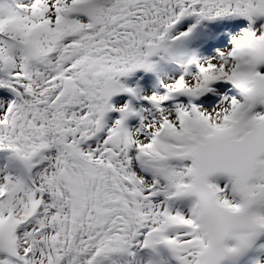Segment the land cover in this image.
I'll return each mask as SVG.
<instances>
[{"label": "snow or ice", "instance_id": "obj_1", "mask_svg": "<svg viewBox=\"0 0 264 264\" xmlns=\"http://www.w3.org/2000/svg\"><path fill=\"white\" fill-rule=\"evenodd\" d=\"M189 16L250 24L231 49L182 65L195 66L190 79L142 97L204 96L202 110L177 104L174 119L141 117L129 131L139 113L109 103L135 95L119 78L151 71L152 50ZM254 17L264 0H0V264H264V114L251 111L264 105V25L252 30ZM216 81L240 99L204 95ZM110 112L120 115L106 127ZM217 174L223 187L209 182Z\"/></svg>", "mask_w": 264, "mask_h": 264}, {"label": "rangeland", "instance_id": "obj_2", "mask_svg": "<svg viewBox=\"0 0 264 264\" xmlns=\"http://www.w3.org/2000/svg\"><path fill=\"white\" fill-rule=\"evenodd\" d=\"M187 24H180L177 30H183L187 28ZM248 22L238 17H224L218 18L210 23L203 29L201 33L193 34L185 39H180L172 44L173 50L178 53L174 59H167L162 54L154 56L152 64L156 68L153 71V76L158 80L160 89L154 87L151 83H142L140 88V97L151 96L152 94L162 95L165 94L164 84L173 83L179 76L184 75L185 79H190L191 74L195 72V66H189L187 73L182 67L189 59H195L198 62L203 63L204 61L213 59L218 55V49L223 50L224 48L231 49L233 47L231 41L234 38H238L241 34V29L248 28ZM138 77H142L139 74ZM213 89V92L206 93L204 95H213L217 100H221L224 97H235L240 99L239 91L235 89L230 83L226 81H216L209 86ZM219 93V95H216ZM194 102L198 109H203L204 104L201 101L204 96L197 98H190L187 96L178 97L176 101H168L161 104L160 107L153 105L149 100L142 99L138 103H135L131 108L138 112L139 115L131 117L128 123L129 131H135L141 126L143 117V123L147 124L150 122L158 123L160 117L167 114L169 119H174L176 116L175 106L177 104H183L185 106ZM226 103L227 100H224ZM125 103L129 104V99L126 94H117L111 98L110 104L113 107L119 108ZM160 109L164 111L161 112ZM119 118L118 112H112L108 118L106 127H109L116 119ZM107 122V123H108ZM7 153H0V166L5 163V157Z\"/></svg>", "mask_w": 264, "mask_h": 264}, {"label": "bare ground", "instance_id": "obj_3", "mask_svg": "<svg viewBox=\"0 0 264 264\" xmlns=\"http://www.w3.org/2000/svg\"><path fill=\"white\" fill-rule=\"evenodd\" d=\"M197 19L198 18L197 17H194V16L184 17V18H182L181 21H179L176 25H174V27L169 31V34H168V41L171 42V45L174 44L175 41H178L180 39L188 38L189 36H192L193 34H196V33H201L205 27H207L210 23H212L214 20H216L218 18L213 19V20L200 19L199 20V23H197ZM242 19H244L245 21H247L248 22V25L250 24L249 20H247L245 18H242ZM181 23L182 24H187L188 26H187L186 29H183V30H179L178 31L177 30V27ZM261 25H264V17H259V18H255L254 17L253 20H252V22H251V28H252V30H256ZM189 29H191V31L189 32L188 35L181 36V33L188 32ZM157 55H160V53H158ZM157 55H155V56H157ZM153 57L154 56H152V57L149 58L150 59V62L152 61ZM155 69H156L155 67H153V69L151 71H145L144 69H136V70L130 72L127 76H123V77H120L119 78V82L121 84H123L124 87H126V88H132L134 90V92H135V95L134 96L133 95H130L128 93H118V94H126L128 96V99H129V104L128 105L130 107L134 106L135 103H138L140 100H142V96L140 97V88H141L142 83H151L154 87H156L158 89L161 88L160 85H158V80H156V78L153 76V71ZM256 70L257 71H260L262 74H264V63L257 65ZM139 74L142 75L141 78L138 77ZM165 92H166V90H165ZM178 97H184V96L183 95L175 96L170 101H176L178 99ZM111 98L109 100V103L111 102ZM191 102H192V104L194 103L192 100H191ZM160 106L161 105H159L157 107H160ZM251 111H252V114H255L257 112H259L261 114H264V105L257 104ZM111 113L112 112L106 114V117H105V125L106 126H107V124H110L108 122V118L111 115ZM118 115H120L119 112H118ZM130 119H131V117L127 121H125V125H126L127 128H128V123H129V120ZM128 130H129V128H128ZM82 147H84V146H82ZM0 153H5V152H0ZM185 163L186 164H190L191 162L189 160V161H186ZM209 182L217 183L218 185H220L221 187H223L224 183L227 182V177L223 176L222 174H217L216 176L210 177L209 178ZM195 199H196L195 197H191L190 198V201L191 202H194ZM188 202L189 201H186L185 203L187 204ZM182 210L184 212H187V207L186 206L183 207Z\"/></svg>", "mask_w": 264, "mask_h": 264}, {"label": "clouds", "instance_id": "obj_4", "mask_svg": "<svg viewBox=\"0 0 264 264\" xmlns=\"http://www.w3.org/2000/svg\"><path fill=\"white\" fill-rule=\"evenodd\" d=\"M159 47L157 49L152 50L153 51V55L155 56L158 53L162 54L164 57H166L167 59H174L175 56L177 55V53L173 50L172 46H171V42L168 41V38L166 37L165 40L163 41H159L158 42ZM151 56V57H152ZM150 57H148L147 59L150 62ZM154 67V65H153Z\"/></svg>", "mask_w": 264, "mask_h": 264}]
</instances>
